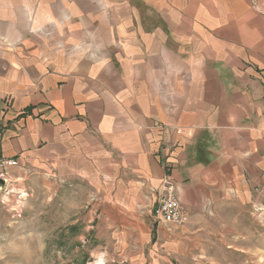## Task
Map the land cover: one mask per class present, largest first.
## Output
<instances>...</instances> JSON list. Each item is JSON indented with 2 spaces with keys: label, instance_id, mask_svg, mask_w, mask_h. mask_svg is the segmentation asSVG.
Wrapping results in <instances>:
<instances>
[{
  "label": "crops",
  "instance_id": "obj_1",
  "mask_svg": "<svg viewBox=\"0 0 264 264\" xmlns=\"http://www.w3.org/2000/svg\"><path fill=\"white\" fill-rule=\"evenodd\" d=\"M95 3L0 0V158L16 162L9 181L26 190L27 174L39 168L48 176L52 162L61 173L65 153L80 156L82 144L96 159V97L109 94L97 80L113 76L115 61L123 79L120 105L113 108L120 118L104 123L120 128L105 131L104 141L116 157L108 171L112 187L103 197L106 207L120 209L117 216L103 214L113 232L118 223L121 233L133 224L147 229L148 210L137 208L148 207V199L157 205L166 165L191 221L205 209L211 214L200 217L212 222L220 207L251 205L264 211V198L257 195L264 173V40L250 29L251 38L243 41L224 35L209 39L212 45L206 41L201 53L191 56L190 68L170 76L166 106L154 86L141 82L147 43L144 34L139 36L142 27L130 38L123 35L125 53L109 51L113 31L132 27V9L122 6L126 18L118 27L112 1ZM174 9L170 13H178ZM159 45L148 40L153 64L160 58ZM5 97L12 98L8 111ZM82 112L87 121L80 120ZM157 224L158 236L176 244L202 233Z\"/></svg>",
  "mask_w": 264,
  "mask_h": 264
},
{
  "label": "rangeland",
  "instance_id": "obj_2",
  "mask_svg": "<svg viewBox=\"0 0 264 264\" xmlns=\"http://www.w3.org/2000/svg\"><path fill=\"white\" fill-rule=\"evenodd\" d=\"M103 1L96 0L95 5L98 7ZM111 1L113 24L120 26L121 19L126 18L121 14L125 11H121L122 6H129L132 9L129 19L134 29L131 27L125 32L115 26L109 51L125 53L123 35L129 33L130 38L136 34L137 26L142 27L139 36L144 34L147 43L145 77L141 82L146 87L154 86L160 102L166 106L170 76L190 68L191 56L199 55L206 41L211 44L209 39L222 38V35L243 41L251 38L250 29L258 40H264V0ZM174 6L178 13H170L175 10ZM216 25L222 31H215L213 26ZM152 39L160 42V58L155 64L147 46ZM76 49L67 51L75 53ZM119 65L114 61L115 72L111 78L97 80V86L108 88L106 93L109 94L96 97L99 124L96 133H92L97 137L96 159L89 157L82 144L80 156L65 153L63 165L60 164L64 169L59 168L63 173L56 169V162L54 165L52 162L48 176L36 168L27 174L26 190L21 191L18 183L9 181L10 186H14L0 196V264H264V211L251 205L220 207L216 222L200 217L211 214L205 209L197 213L195 221L189 219L186 225H168L179 232H202L197 238L186 243L182 239L181 244H176L158 236L154 213L157 205L153 199H148V207L137 208L147 209L150 214L146 230L133 224L130 231L121 233V223H118L117 233L113 232L112 222L106 221L103 214L117 216L120 209L106 207L103 197L112 187L108 171L116 156H111L109 144L104 139L105 131L120 127H109L104 120L120 118V110L113 109L120 105L123 85ZM102 97L111 102L99 101ZM149 99L152 102V98ZM11 105L12 98L5 97L3 109L8 111ZM80 120H88L85 112ZM262 183L263 175L261 186ZM258 194L264 198V193ZM189 248L195 249L185 253Z\"/></svg>",
  "mask_w": 264,
  "mask_h": 264
},
{
  "label": "built area",
  "instance_id": "obj_3",
  "mask_svg": "<svg viewBox=\"0 0 264 264\" xmlns=\"http://www.w3.org/2000/svg\"><path fill=\"white\" fill-rule=\"evenodd\" d=\"M15 165L16 162L13 159L0 160V196L4 194L3 192H8L9 170ZM165 168L167 170V175L163 180L157 206L154 210L156 220L165 225H186L190 219V215L179 200L176 184L170 175V167L166 165ZM257 192L264 193V173L261 189L257 190Z\"/></svg>",
  "mask_w": 264,
  "mask_h": 264
},
{
  "label": "bare ground",
  "instance_id": "obj_4",
  "mask_svg": "<svg viewBox=\"0 0 264 264\" xmlns=\"http://www.w3.org/2000/svg\"><path fill=\"white\" fill-rule=\"evenodd\" d=\"M103 261V260H102ZM102 263V262H101Z\"/></svg>",
  "mask_w": 264,
  "mask_h": 264
}]
</instances>
